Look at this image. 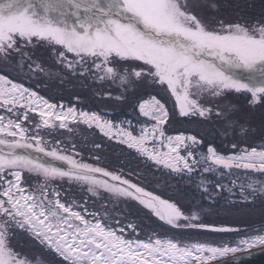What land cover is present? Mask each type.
I'll list each match as a JSON object with an SVG mask.
<instances>
[{
    "label": "snow or ice",
    "instance_id": "obj_1",
    "mask_svg": "<svg viewBox=\"0 0 264 264\" xmlns=\"http://www.w3.org/2000/svg\"><path fill=\"white\" fill-rule=\"evenodd\" d=\"M225 7L235 19L218 15ZM36 49L74 77L114 85L131 118L65 109L17 82L13 73L60 76L35 58ZM193 117L217 124L216 135L230 138L233 151L222 153L195 134L167 133L170 121ZM70 122L99 130L170 175L192 183L200 176L209 200L223 192L236 199L218 210L196 202L186 211L41 135L57 127L71 132ZM63 183L84 185L92 197L103 191L136 201L179 231L140 239L135 224L127 225L131 231L113 227L107 209L100 216L65 202ZM221 212L264 218V3L257 12L247 0H0V264H223L227 257L241 264L237 254L264 251V219L243 234L205 222ZM184 230L234 236L201 239ZM17 240L33 247L17 248Z\"/></svg>",
    "mask_w": 264,
    "mask_h": 264
},
{
    "label": "trees",
    "instance_id": "obj_2",
    "mask_svg": "<svg viewBox=\"0 0 264 264\" xmlns=\"http://www.w3.org/2000/svg\"><path fill=\"white\" fill-rule=\"evenodd\" d=\"M247 3L256 5L257 12L259 6L264 3V0H247ZM219 16L226 20L235 19V13L225 7L221 11ZM35 58L41 61L46 69H50L52 72H59V77L50 78L43 73H37L31 77H15L17 82H22L26 87L36 91L40 96L53 102L56 105L66 104L68 106H75L79 111H96L101 115H106L107 118L113 120H120L131 118L127 115L132 112L128 102L117 101L114 97L118 95L116 87L110 83L100 82L92 83L91 80L84 81L78 77H74L71 73L63 70L56 65L52 59L49 58V54L43 49L35 50ZM63 79L64 83L61 84L60 80ZM111 92L112 97L104 95V93ZM143 98H147L144 95ZM159 98V97H158ZM237 99V98H236ZM237 103L244 105L243 98H238ZM237 99V100H238ZM170 101L168 106L171 108ZM35 114V113H34ZM258 115V113H257ZM59 122H57L58 124ZM258 123V122H257ZM73 131L69 132L67 129H42L41 135H44L45 140L53 142L56 140L62 141L66 150L78 153V158H82L86 162H91L100 167H104L109 171L122 174L125 178L132 180V182L145 187L148 191H154L155 194L161 195L162 198H170L176 201L184 210H189L194 206L196 202H199L203 207L208 208L210 205L217 209L223 207L226 199H236L234 196H230L229 193L223 192L217 194L215 201L209 200L206 195L202 194L201 189L198 187V181L200 176L196 177L197 183L190 182L187 178L181 179L175 175H170L169 170L163 169L162 166H155L151 161L146 160L144 157L139 156L134 149H128L126 145L120 144L115 140H110L104 137L99 130L95 128L89 129L82 123L77 125L70 122V126ZM167 133L179 134L181 132L185 134H195L203 137L205 145L208 143H214L217 150L222 153H230L233 150L230 146V138L225 139L222 135H216V129L218 125L213 122L197 121V118L193 117L191 120L179 118L177 121H170L169 125H166ZM253 144H259V140L249 141ZM96 145H99L97 147ZM96 157L100 159L97 160ZM144 177V178H142ZM208 180H212L211 175H207ZM227 184L228 180L220 181ZM60 191L62 198L65 202H75L83 207L78 210L83 211L84 208L91 212H99L100 216L105 215V209L107 212L118 213V215H109L114 217L115 220H119L120 224L134 222L138 223L143 219L144 213L146 218L154 221L156 227H161L163 223H159L158 218L147 213V210H143L138 204H134L132 214L124 212L126 205L123 203V199L117 200L111 197L108 193L102 192L98 197H92L87 192L86 186L80 184H67L60 185ZM110 198L111 200H108ZM93 201L97 206H90L86 203ZM111 204L108 207L103 205ZM258 216H226L224 212H221L219 216L210 215L205 217V222H224L230 226L238 227L241 232L254 227H259L261 224ZM115 220L110 221L115 222ZM113 226V225H112ZM118 226V224L116 225ZM138 230L152 234L156 228H146L142 225L137 226ZM159 229V228H157ZM218 235V234H217ZM227 235V234H223ZM213 236V235H211ZM29 247L33 245L27 244ZM34 255V254H33ZM36 256V255H35ZM39 257V255L37 256Z\"/></svg>",
    "mask_w": 264,
    "mask_h": 264
},
{
    "label": "rangeland",
    "instance_id": "obj_3",
    "mask_svg": "<svg viewBox=\"0 0 264 264\" xmlns=\"http://www.w3.org/2000/svg\"><path fill=\"white\" fill-rule=\"evenodd\" d=\"M12 75H14L16 78L17 77H19V76H16L15 75V73H13ZM233 99H235L236 100V102H238L239 101V103H241V101L238 99H236V98H233ZM48 100V99H47ZM242 101H244V100H242ZM50 103H53V102H51V101H49ZM170 103L172 104V102L170 101ZM61 105V104H60ZM60 105H58V106H60ZM64 107H65V109L67 108V107H69L68 105H64V104H62ZM241 105V104H240ZM75 107V106H74ZM76 108V107H75ZM77 109V108H76ZM78 110V109H77ZM79 111V110H78ZM29 118H30V120H35V121H39V117L36 115V114H34V113H29ZM105 118H107V117H105ZM108 119H110V118H108ZM258 122V121H257ZM69 126H70V124H69ZM42 131V130H41ZM168 134H170V133H168ZM170 135H176V134H170ZM46 141H48L49 142V140H46ZM116 141V140H115ZM118 142V141H117ZM67 152L68 153H70V154H74L73 152H71V151H68L67 150ZM78 158V157H77ZM86 162V161H85ZM87 163H91V162H87ZM94 165H96V164H94ZM96 166H98V165H96ZM100 167V166H99ZM31 182H33L34 183V180H32ZM103 192V191H102ZM91 195V194H90ZM94 198V197H93ZM108 200H111L110 198H107ZM124 201H128L129 203H127V202H124L123 203V205L125 206L126 205V210L124 211V212H126V213H130V214H132V211H133V209H130V208H134V206H133V203L134 204H138L136 201H132V200H125V199H123ZM87 205H90V206H97V205H99V204H96V203H94L93 201H88L87 203H86ZM111 204H108V205H103L104 207H108V206H110ZM100 206V205H99ZM83 212V211H82ZM88 212H91V211H89L88 210ZM108 213V215H118V213L119 212H117V213H111V212H107ZM225 214V213H224ZM242 214V216H249V215H253V216H258L259 217V219L257 220V221H260V222H262V219H264V218H262L261 217V215H260V213L259 212H254V213H250V214H244V213H238V214H236V215H234V216H238V215H241ZM146 213H144V216H143V219L140 221V222H136V223H134V222H129V223H132V224H135L136 226H138V225H142L143 227H145V229L146 228H148V227H150V228H156V230H154L153 232H152V234H146V233H144V232H142V231H140L139 230V238L140 239H148L149 237H151V236H154L155 234H158V235H160L161 237H164L165 235H167V234H170V233H172V232H178L179 230H174V229H170V227L168 226V225H165L162 221H159V223L161 222V223H163V225L161 226V227H156V226H153L154 225V221H152V220H150L149 218H146ZM233 217V216H232ZM129 223H123V224H118V226H116L117 224L115 223V222H112V225H113V227H120V226H124L125 228H126V230L127 231H131L130 229H127V225L129 224ZM157 228H159V229H157ZM189 234V235H195V236H198V238H201V239H204V238H207V239H217V240H219V239H230V238H232L233 236H234V234H227V235H223V234H208V233H204L203 231H201V230H184V232L183 233H181L182 235L183 234ZM241 234H243V231L241 232ZM211 235H213V236H211ZM13 244H14V246H16L17 248H29V246L24 242V241H22V240H17V241H13ZM34 255H36V256H40V253L39 252H36V253H33Z\"/></svg>",
    "mask_w": 264,
    "mask_h": 264
},
{
    "label": "water",
    "instance_id": "obj_4",
    "mask_svg": "<svg viewBox=\"0 0 264 264\" xmlns=\"http://www.w3.org/2000/svg\"><path fill=\"white\" fill-rule=\"evenodd\" d=\"M226 264H229V262ZM232 264H235V261H232ZM241 264H264V253H260L255 256L245 257L242 259Z\"/></svg>",
    "mask_w": 264,
    "mask_h": 264
},
{
    "label": "bare ground",
    "instance_id": "obj_5",
    "mask_svg": "<svg viewBox=\"0 0 264 264\" xmlns=\"http://www.w3.org/2000/svg\"><path fill=\"white\" fill-rule=\"evenodd\" d=\"M250 252H251L250 255L247 254V253H245V254H237V255H242L243 258H245V257L255 256V255H258L260 253H264V251H262L259 248L252 249V250H250ZM232 261H234V258L233 257L223 258V264H226V263L232 262ZM216 264H220V262H216Z\"/></svg>",
    "mask_w": 264,
    "mask_h": 264
}]
</instances>
